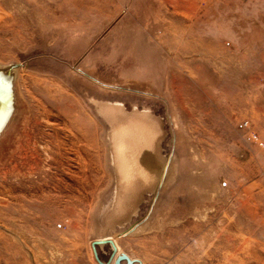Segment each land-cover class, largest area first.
I'll return each instance as SVG.
<instances>
[{
  "label": "rangeland",
  "instance_id": "obj_1",
  "mask_svg": "<svg viewBox=\"0 0 264 264\" xmlns=\"http://www.w3.org/2000/svg\"><path fill=\"white\" fill-rule=\"evenodd\" d=\"M0 64V264L117 226L134 264H264V0H0Z\"/></svg>",
  "mask_w": 264,
  "mask_h": 264
},
{
  "label": "bare ground",
  "instance_id": "obj_2",
  "mask_svg": "<svg viewBox=\"0 0 264 264\" xmlns=\"http://www.w3.org/2000/svg\"><path fill=\"white\" fill-rule=\"evenodd\" d=\"M16 70H17V68L12 64V65H1L0 64V86L1 87H3V84L5 83V82H7V81H9V79H10V81H12V83H11V89H12V93H13V96H12V108H13V113H12V116H11V121H10V123L8 122V123H6V125H5V127H1L0 126V141L2 140V138L5 136V134L7 133V131L9 130V128L11 127V125H12V123H13V121H14V119H15V113L17 112V108H18V104H17V98H16V93H15V84H14V82H15V73H16ZM134 83V82H133ZM137 84V86H138V83H136ZM21 104V103H20ZM103 108V107H102ZM22 110V109H21ZM100 110V109H99ZM126 111V110H125ZM102 112V111H101ZM22 113V112H21ZM104 113V112H103ZM108 114V113H107ZM19 115V114H18ZM104 115H105V113H104ZM131 117V116H130ZM147 114L146 113H144L143 114V117H142V124H143V131H144V133L146 134L147 133V131H146V129H147ZM22 118H23V113H22ZM115 119V118H114ZM21 121V120H20ZM18 122V124L16 125V127H15V129H14V132H15V130H16V128L19 126V124L21 123V122ZM119 121V120H118ZM127 121H122L120 124H118V126H119V128H121V130L123 129V126H127V123L129 122H127ZM109 123H111V122H109ZM130 123H133V122H130ZM3 124V123H2ZM134 124V123H133ZM112 125L114 126V124H113V122H112ZM140 125V124H139ZM134 126V125H133ZM139 127V126H138ZM140 128V127H139ZM114 129V128H113ZM13 132V131H12ZM123 132H124V134H125V137L127 136L128 138L129 137H132V135H133V132H132V130L130 129V128H127V129H123ZM10 134H14V133H10ZM124 136V135H123ZM159 136H160V134H159ZM161 137V136H160ZM160 137H158V138H160ZM150 142H152L151 140H150ZM120 143V142H119ZM121 144V143H120ZM119 144V145H120ZM8 146V145H7ZM155 148V147H154ZM122 149V148H121ZM157 149H158V154H159V147L157 146ZM154 151H155V149H154ZM121 153V152H120ZM152 154V153H151ZM126 155V154H125ZM135 155V154H134ZM159 156L161 157V159H162V161L164 160V158H163V155L162 154H159ZM136 158V157H135ZM148 159V158H147ZM152 159H154V158H152ZM134 160V159H133ZM136 160V159H135ZM138 160V159H137ZM168 161H169V159H167L166 160V162H163L164 163V165H166V163H168ZM141 162V161H140ZM145 163V162H144ZM154 163V162H153ZM152 163V164H153ZM156 163V162H155ZM156 166V165H155ZM156 170V169H155ZM161 178H163V181H162V185H165L167 182H169L170 180H172L173 179V172H169L168 174H166L165 175V177H163V173L160 175V177H159V179H157L158 180V182H160L161 181ZM174 180V179H173ZM157 182V181H156ZM154 183L153 184V187L154 186H156V184H158V183ZM167 185H169V184H167ZM124 205H125V203H124ZM128 210V209H127ZM137 211H138V206L137 205H135L134 207H133V209H132V211H131V216H135L136 214H137ZM129 214V213H128ZM129 216V215H128ZM151 223V221H150V219H147L146 221H144L142 224H140V226L139 227H137V225H134L133 227H131L130 229H129V231L128 232H133V231H135L136 233H140V232H144V231H146L145 229L146 228H148V227H150L152 224H150ZM122 224V223H121ZM117 225V224H116ZM119 225V224H118ZM120 226V225H119ZM118 227V226H117ZM117 227H114V228H112L108 233H100V232H98V230H97V227H95L93 230H92V234H91V236L93 235V233H95V237L96 238H94L95 240H98L99 242H102V241H104V240H106V239H112L113 241H114V243H115V245H116V247H118V245H117V243H116V241H115V238H116V236H117V234H119V229H117ZM137 228V229H136ZM99 247H104V244L103 243H101L100 244V246ZM98 247V248H99Z\"/></svg>",
  "mask_w": 264,
  "mask_h": 264
},
{
  "label": "water",
  "instance_id": "obj_3",
  "mask_svg": "<svg viewBox=\"0 0 264 264\" xmlns=\"http://www.w3.org/2000/svg\"><path fill=\"white\" fill-rule=\"evenodd\" d=\"M12 81H7L3 84V87L0 86V126L8 117L10 110L12 108ZM108 245L110 247V253L106 260H102L98 247L100 244ZM91 249L93 252V257L98 264H134L135 259H132L127 253L121 251L118 252L117 247L112 239H106L102 242L93 239L91 241Z\"/></svg>",
  "mask_w": 264,
  "mask_h": 264
},
{
  "label": "crops",
  "instance_id": "obj_4",
  "mask_svg": "<svg viewBox=\"0 0 264 264\" xmlns=\"http://www.w3.org/2000/svg\"><path fill=\"white\" fill-rule=\"evenodd\" d=\"M92 240L93 239H89V241H88V246H87V250H86V258H85L86 259V264H98L96 261L91 260V257H90V252L93 255V252H92V249H91V241ZM104 247H106V245H104ZM104 247H99V249H98L99 252L102 251V252H100L101 253V257L105 256V254H106L105 250H104ZM117 249H118V247H117Z\"/></svg>",
  "mask_w": 264,
  "mask_h": 264
}]
</instances>
